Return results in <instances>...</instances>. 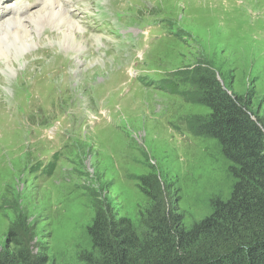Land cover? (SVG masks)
I'll return each instance as SVG.
<instances>
[{
  "label": "rangeland",
  "instance_id": "1",
  "mask_svg": "<svg viewBox=\"0 0 264 264\" xmlns=\"http://www.w3.org/2000/svg\"><path fill=\"white\" fill-rule=\"evenodd\" d=\"M109 1L132 17L130 29L144 26L145 15H159L177 31L150 41L143 58L132 62L137 76L130 83L117 74L124 65L111 50L117 40L85 36L72 18L80 42L86 40L82 50L58 49L48 38L64 26H44L11 71L0 62V255L19 249L29 264H88L97 254L90 228L98 213L128 220L146 241L153 202L141 177L161 183L185 228L229 197L231 163L218 140L194 126L211 110L189 101L193 71H212L264 123V0ZM95 47L109 57L90 55ZM37 73L46 75L41 82ZM21 84L28 90H17ZM61 114L69 116L59 141L37 134ZM59 142L64 147L48 166Z\"/></svg>",
  "mask_w": 264,
  "mask_h": 264
},
{
  "label": "trees",
  "instance_id": "2",
  "mask_svg": "<svg viewBox=\"0 0 264 264\" xmlns=\"http://www.w3.org/2000/svg\"><path fill=\"white\" fill-rule=\"evenodd\" d=\"M187 80L193 89L189 101L211 110L196 130L218 140L231 163L229 197L215 200L209 215L185 228L161 183L141 177L140 188L153 202L146 241L128 220L98 213L90 228L97 254L88 264H264V123L252 117L244 98L224 90L212 71H193ZM18 260L29 264V255L19 249L0 255V264Z\"/></svg>",
  "mask_w": 264,
  "mask_h": 264
},
{
  "label": "bare ground",
  "instance_id": "3",
  "mask_svg": "<svg viewBox=\"0 0 264 264\" xmlns=\"http://www.w3.org/2000/svg\"><path fill=\"white\" fill-rule=\"evenodd\" d=\"M62 1L65 0H42L41 8L33 9L26 18L21 16L19 19H3L11 12L8 10V0H0V62L7 65L9 71H11L12 62L20 63L25 58L22 52L26 50L28 41L44 26L57 30L64 26L57 35L48 38L53 41L52 44L57 43L55 45L59 46L58 49L66 45L67 48L73 47L82 50L86 40L83 41L84 44L80 42L81 39L78 38L76 32V23L70 20L71 17L64 9ZM27 5L30 7L31 3L28 2ZM75 21L79 23L78 20ZM17 40H19L18 43H16ZM31 44H33L32 40ZM100 64L103 63L96 62V65Z\"/></svg>",
  "mask_w": 264,
  "mask_h": 264
}]
</instances>
